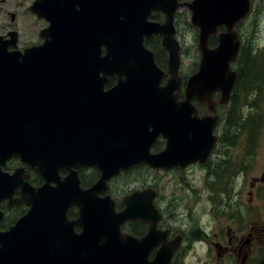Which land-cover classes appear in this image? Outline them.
Instances as JSON below:
<instances>
[{
	"label": "water",
	"instance_id": "1",
	"mask_svg": "<svg viewBox=\"0 0 264 264\" xmlns=\"http://www.w3.org/2000/svg\"><path fill=\"white\" fill-rule=\"evenodd\" d=\"M180 9L190 12L201 53L184 100L175 28ZM251 9V0L34 3L31 12L50 23L41 33L44 44L21 53L10 50L17 47L16 33L0 38V203L29 206L15 225L0 231V264H171L181 238L169 241V230L158 229L162 215L154 190L125 197L121 212L109 195H100L112 177L138 165L171 170L206 162L217 141L218 116L200 117L193 100L210 113H216V92L220 104L228 103L237 80L231 64L241 48L236 27ZM155 14L164 22L150 20ZM154 36L168 54L166 71L145 46ZM212 37L218 38L214 48ZM114 76L116 84L106 90ZM160 137L167 147L152 154ZM12 158L36 171L44 185L23 183V168L4 172ZM82 168L100 172L90 188H81ZM60 170L68 175L61 178ZM17 189L22 198L14 200ZM71 207L79 210L77 220L67 217ZM130 221L146 224V235L123 233Z\"/></svg>",
	"mask_w": 264,
	"mask_h": 264
},
{
	"label": "rangeland",
	"instance_id": "2",
	"mask_svg": "<svg viewBox=\"0 0 264 264\" xmlns=\"http://www.w3.org/2000/svg\"><path fill=\"white\" fill-rule=\"evenodd\" d=\"M27 2L28 0H0V34L12 26L15 28L12 32L17 33L20 44L32 42L34 31L37 29L32 15L26 14ZM253 6L251 15L237 29L246 46L249 48L256 46L257 50L264 54V0H253ZM176 26L183 55L180 73L187 80L198 70L200 63V53L197 50L199 34L191 25L189 12L184 9L177 16ZM155 39H150L147 43L152 49L155 45V51L161 60H167L161 40L157 46L156 42L155 44L149 42ZM233 68L237 71L236 62L233 63ZM251 79H254L253 75L247 81L249 84L252 82ZM241 91H239L240 102L237 105L231 99L229 105H221L218 109L224 121L217 128V134L226 135L234 141L226 144L223 151L232 153L234 156L238 154L244 158L247 155L251 156V159L245 158L249 160L245 171L251 179L253 176L260 175L264 168V92L258 95L260 102L252 106L245 104V94L242 100L244 91ZM218 98L220 99V96ZM257 120L261 121L260 124ZM217 160L215 159L212 164ZM204 167L193 165L185 170L172 171L135 169L127 173V176L121 175L110 182L111 189L121 198L126 194L127 180L130 182L127 189L130 191H135L140 185L135 180L143 181V185L147 184L145 188L152 187L158 191L159 198L156 199L155 204L165 208L169 216V219L160 224V227L170 229L173 239L182 235L186 241V244L182 245L178 251L175 264H206L209 260V241L215 237L214 233L220 232V224L224 216H220V211L214 206L213 200L218 202L222 200L209 188L215 182V177L211 173L213 169L210 165ZM89 171L85 170L82 174L87 181L91 174ZM221 197L225 200L224 196ZM143 230V225H137L138 235ZM199 236L208 237V239L193 241Z\"/></svg>",
	"mask_w": 264,
	"mask_h": 264
},
{
	"label": "flooded vegetation",
	"instance_id": "3",
	"mask_svg": "<svg viewBox=\"0 0 264 264\" xmlns=\"http://www.w3.org/2000/svg\"><path fill=\"white\" fill-rule=\"evenodd\" d=\"M35 2L36 0H31L30 2L28 0L26 14L30 16L32 15L31 17L34 18V25L37 29L34 31L32 42L30 43L20 44V38H18V48L21 51H24L26 48L31 46H40L44 43V39L42 38L41 33L48 27L49 24L46 20L40 19L36 14H33L31 12L30 8L34 5ZM14 30L15 28L10 26L8 29H5V32H2L0 36H7L10 31ZM219 96L220 94H216L214 97V99L218 102L216 105V111L218 116L220 115L218 109L221 106V104L219 103ZM207 114H209L207 111V107L206 111L203 110L202 113L200 112L201 116H205ZM218 125H216L217 127L215 128V135L217 136V141L215 146L213 147V150L211 151L210 156L203 165H201L200 163L194 164L196 166H202L203 168H205L204 166L206 165H210L213 169L211 173L212 176L215 177V182L209 188L214 192V194L220 196L222 201L218 202L217 200H213V202L214 206L219 209L220 216H224L222 223L220 224L219 234L214 233L215 237H212L213 239L209 241V260L206 264H263L264 168L261 170L260 175L253 176L251 179H249L248 172L245 171L248 167L249 160H246L245 158L251 159V156L247 155L244 158V156H239L238 154L234 156L232 153L223 151V147L226 144L234 141H231L226 135H218ZM165 146V141L160 139L153 145L152 152L160 153L165 148ZM215 159H218L217 162L212 164ZM21 167L22 165L19 161H17L15 167H10L8 168V170H10L12 173ZM140 167V169L149 168L151 170H154L147 165H143ZM130 170L129 172H131ZM83 172L84 171L80 172V175L82 177ZM129 172H125L124 174L127 176V173ZM66 175L67 173L64 170L60 171L61 177H65ZM22 177L23 183L26 182L34 188L40 187L44 183L43 178L29 167H25V172H23ZM126 183V192L124 190L126 194L124 197H127L131 192L127 189V186L130 184L129 180H127ZM146 185H138L135 191L146 189ZM147 188H151L154 190V188L152 187ZM111 195L115 198V200L121 198L117 196L116 191H112ZM221 196H224L225 200ZM13 198L14 200H19L22 198L21 189H17L15 191ZM158 198L159 193L157 200ZM9 203L10 200L8 199L2 200V202L0 203V210L4 212V218L0 220V230L8 229L10 226L13 225L12 223H15L28 211V206L24 203L13 205L11 208H9ZM219 205L220 207H218ZM120 207L121 204L117 203L116 210L121 211L122 209H120ZM158 207L164 214V223L167 218H169V216L166 214L165 208H162L160 204H158ZM78 215L79 211L75 207H72L68 212V217L70 220H76L78 218ZM9 221L11 222V224L7 225ZM143 228L144 230L140 235H137L138 237H142L146 233L147 226H143ZM167 230H169L170 233L169 239H173L171 237V230ZM76 231L80 232V228L77 227ZM124 231L127 233V223L124 227ZM180 237L181 244H186L185 238L182 235H180ZM175 238L176 237H174V239ZM206 239H208V237L204 238L202 236H199L197 239H193V241H204Z\"/></svg>",
	"mask_w": 264,
	"mask_h": 264
},
{
	"label": "trees",
	"instance_id": "4",
	"mask_svg": "<svg viewBox=\"0 0 264 264\" xmlns=\"http://www.w3.org/2000/svg\"><path fill=\"white\" fill-rule=\"evenodd\" d=\"M159 42L160 40L156 41V46L159 45ZM210 44L211 46H215L217 44L216 39H211ZM146 45L150 47L149 43H146ZM153 49L156 50L155 45H153ZM257 49L258 48H256V46L254 48H249L242 42L240 54L236 60L238 79L235 86L236 88L231 96L232 101H235V105L240 102L239 91L241 90L245 92L241 91L243 93L242 100L245 94V104L252 106H255L258 102H260L258 100V95L264 92V54L263 52H259ZM156 59L160 66H163L166 63V60H161L158 53ZM252 75L254 79H251L252 82L249 84L247 81L250 79V76L252 77ZM114 82L115 78L112 79V83ZM257 121L258 124H260L261 121ZM229 123L231 124L230 120ZM97 178L98 172L93 171L90 174L88 181L83 178L84 186L90 185ZM7 224H9V222Z\"/></svg>",
	"mask_w": 264,
	"mask_h": 264
},
{
	"label": "bare ground",
	"instance_id": "5",
	"mask_svg": "<svg viewBox=\"0 0 264 264\" xmlns=\"http://www.w3.org/2000/svg\"><path fill=\"white\" fill-rule=\"evenodd\" d=\"M261 72V71H260Z\"/></svg>",
	"mask_w": 264,
	"mask_h": 264
}]
</instances>
